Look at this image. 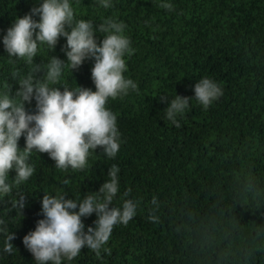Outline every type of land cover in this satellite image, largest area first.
I'll use <instances>...</instances> for the list:
<instances>
[{
    "label": "trees",
    "instance_id": "1",
    "mask_svg": "<svg viewBox=\"0 0 264 264\" xmlns=\"http://www.w3.org/2000/svg\"><path fill=\"white\" fill-rule=\"evenodd\" d=\"M41 2L0 0V49L7 28ZM69 2L75 19L92 21L94 28L108 18L126 25L135 51L125 56L123 75L138 92L106 104L121 133L115 158L97 149L85 169L62 171L46 153H32L33 176L0 200V228L15 233L17 250L3 252L0 232V264H36L22 237L43 218L44 193L83 200L110 179L113 164L119 167L113 206L139 201L136 215L113 228L105 245L110 254L102 249L97 258L83 248L62 264H264V0H167L171 12L157 6L161 0H110L107 9L99 0ZM94 35L97 43L103 39ZM65 43L60 37L49 51L41 45L33 62L47 64L52 56L66 61ZM93 62L86 59L72 72L65 67L55 86L95 91ZM14 70L26 75L29 66L0 51V92L7 83L12 94L19 88L10 78ZM204 77L217 82L223 95L207 110L193 99L175 127L159 97L193 96V85ZM25 108L34 112L35 100ZM18 144L24 146L23 136ZM14 176L10 171L9 182ZM17 192L27 197L21 212L10 204ZM154 196L158 207L150 203ZM153 209L158 223L148 219ZM95 219V213L82 217L85 231Z\"/></svg>",
    "mask_w": 264,
    "mask_h": 264
},
{
    "label": "clouds",
    "instance_id": "2",
    "mask_svg": "<svg viewBox=\"0 0 264 264\" xmlns=\"http://www.w3.org/2000/svg\"><path fill=\"white\" fill-rule=\"evenodd\" d=\"M104 8L111 7L110 0H99ZM169 12L174 5L161 0L157 5ZM39 16V20L33 16ZM126 25L108 18L94 28L93 22L76 20L69 0H42L33 6L29 13L17 17L2 37L4 49L10 58L24 61L29 66L28 73L14 70L10 78L19 88L12 94V86L7 83L0 92V200L12 195L13 189L29 180L35 172L34 165L28 163L33 152L46 153L55 167L62 171L83 170L88 166L90 152L100 149L108 158H115L121 145V133L117 127V116L106 104L127 96L129 91H137V84L123 75L127 71L125 56H131L135 49L130 39L124 35ZM103 34L97 43L94 33ZM60 37L66 38L61 46L67 60L52 56L47 64H35L34 57L40 46L53 50ZM86 59H92L91 88L77 86L69 89L61 84L63 70H78ZM42 75L38 76L37 73ZM62 89V90H61ZM193 96L175 95L169 99L161 95L159 100L167 103L165 118L175 127H181L177 117H183L195 101L207 110L214 101L223 95L222 87L214 80L204 77L192 87ZM35 100V111L29 112L25 102ZM24 137V146L18 144ZM15 176L9 182V172ZM119 167L113 164L107 171L109 180L104 181L98 191L87 195L83 200L66 198L67 195L50 196L46 193L40 200V215L34 230L22 237V244L36 261V264H62V260L72 261L83 248L92 250L97 258L101 250L110 254L105 247L113 228L127 225L136 215L139 201L124 199L122 207L113 206L118 192ZM68 184V180L63 181ZM131 189L124 192L127 197ZM27 197L17 192L10 201L11 207H25ZM151 205L159 206L154 196ZM153 209L148 219L159 222ZM93 213L96 219L93 226L85 224L82 217ZM4 221L0 220V225ZM4 233L3 252L14 251V232L7 227L0 228ZM16 250V249H15ZM17 251V250H16Z\"/></svg>",
    "mask_w": 264,
    "mask_h": 264
}]
</instances>
